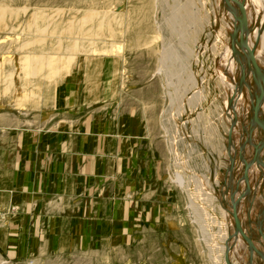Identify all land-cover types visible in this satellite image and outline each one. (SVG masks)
<instances>
[{
	"label": "rangeland",
	"instance_id": "374dc122",
	"mask_svg": "<svg viewBox=\"0 0 264 264\" xmlns=\"http://www.w3.org/2000/svg\"><path fill=\"white\" fill-rule=\"evenodd\" d=\"M78 1L6 0L16 8L27 7L15 21L22 29L37 7L80 10L92 1L97 10L115 14L107 18L115 36L98 39L114 41L116 46L114 51L98 42L102 46L92 52L73 53L70 71L40 81L43 98L32 105L28 100L18 102L21 96L13 99L1 92L6 71L13 72L14 84H23L22 60L27 50L38 54L40 48L20 49L17 44L28 38L21 30L1 31L0 135L7 141L11 135H16L15 141L18 136V140L50 136L66 143L72 138L82 164L87 165L91 156L97 175L83 180L88 185L80 218L82 232L98 237L94 264H226L227 240L234 233L231 198L236 200L245 187L244 164L235 175L247 153L242 157L239 150L241 138L249 135L245 125L253 84L248 80L264 76V57L254 45L250 27L249 49L254 46L259 53L254 54L257 66H247L248 86L242 85L241 95L235 97L233 124L228 103L242 66L231 46L232 0ZM250 1L244 0L237 14L245 27L252 19ZM54 36L49 33L47 38ZM62 38L66 43L69 36ZM88 75L98 96L88 89ZM262 144L261 139L257 145ZM262 151V162L254 161L247 171L249 190L241 202L246 205L237 206L242 230L257 225L264 204L258 192L264 171ZM258 236L256 226L251 238L258 241ZM231 241V264H249L244 239L239 237L234 245ZM252 256V264H264L257 255L254 259V252ZM1 263L54 261L15 260L0 251Z\"/></svg>",
	"mask_w": 264,
	"mask_h": 264
},
{
	"label": "crops",
	"instance_id": "0c3cea01",
	"mask_svg": "<svg viewBox=\"0 0 264 264\" xmlns=\"http://www.w3.org/2000/svg\"><path fill=\"white\" fill-rule=\"evenodd\" d=\"M86 77L93 91L92 75ZM14 138L0 135V251L21 261L94 264L98 237L82 232L80 218L83 180L97 175L91 156L82 164L72 138Z\"/></svg>",
	"mask_w": 264,
	"mask_h": 264
},
{
	"label": "bare ground",
	"instance_id": "6f19581e",
	"mask_svg": "<svg viewBox=\"0 0 264 264\" xmlns=\"http://www.w3.org/2000/svg\"><path fill=\"white\" fill-rule=\"evenodd\" d=\"M82 1L83 0L78 1L77 4L82 3ZM93 4L95 3H93L92 1L88 2L86 7L81 8L80 10L76 6L70 7L67 10H63L60 7H58L57 9L37 7V11L31 13L29 20L26 21V26L22 29L21 25L15 24V21L18 19L21 13H25L27 11V7L16 8L13 5H10V3L7 4L6 0H0V32H14L16 30H21L23 33H26L28 35V38H26L22 43H20V45L17 44L20 49L31 48L33 50V47L36 46L40 48L38 54L33 53L34 51L27 50V53L25 54L24 59L22 60V67L24 73L21 76V79L22 81H24L23 84H14L12 80V71L4 72L5 76L3 78V81L5 85L3 88V92H1V95H10V97H13V99H16L17 97L21 96L20 98H18V102H25L28 100L32 103V105H35L36 103H39V100L41 98V94H39V91L41 90L40 81H43L45 78H48L49 80H55L57 78L63 77L66 73H68L70 71L69 68H71L73 60H75V57H73L72 55L73 53H79L80 51L83 52V50L87 52H92L94 51V49L96 50L97 47H100L102 45L107 46L108 49H112L115 51L116 43L114 41L98 39L99 35L109 37L112 35L113 37L115 36V33L112 30L113 26L110 25L111 23L109 19H107L115 14H113V11L111 10H97ZM250 4L252 5L250 6L252 19L250 21L249 26H247L246 28L248 29L250 27L251 36L253 37L255 43L254 45L257 46L258 49L260 48L261 54L264 57V0H251ZM63 14L64 16L68 17L66 20L62 18ZM104 31L106 33H104ZM49 33H52L53 36H56H54L52 40H49V38H47V36H49ZM90 34H94L95 37H89L91 36ZM63 35L69 36L66 43L63 42ZM71 35L75 36L70 37ZM98 42H101L102 45L99 46ZM246 42L248 47H250L249 44L251 42L248 38V35L246 37ZM231 46L232 48H234V42ZM252 48H254V46ZM253 50L255 52V55L259 54L256 49ZM62 51H66V53L69 54L67 58H64V56L61 57L56 55L60 54V52ZM91 60L95 61L93 57H91ZM232 67L233 66H230L229 68L227 66V69H230L231 72H235L234 67ZM234 74L232 75L234 76ZM262 78L259 80H253L252 78H248V82L250 84L252 82L253 85L251 87L252 95L249 94L248 96L250 101L248 109H250L249 120L245 125L247 130L254 123L257 106L256 97L258 96L260 90H262L264 94V76ZM256 84H258L259 87H257ZM243 85L246 84L244 83ZM96 89L97 88L94 87V90L92 91L94 94L97 92ZM30 99H34V101ZM259 115H262V119H260L259 125L253 126V130L250 135L252 142H250V144H246L240 153L243 157L244 153L247 151L244 158L246 164H248L252 160L253 157L251 152L254 149L253 147L257 145V143H260L261 139L263 140V144L260 150L263 149L264 151V97L261 100L259 106ZM250 119L252 120V122H250ZM263 151L262 154L264 155ZM242 164L243 163L239 165L238 163L239 169L237 168V164H235L236 169H238V171H236L237 174L235 176L241 173V170L243 169ZM229 167V170H233L234 168L232 164H230ZM249 167L250 166H248V168ZM231 184L232 181H230V187ZM258 192L264 196V171L261 176ZM241 204L243 205V203ZM244 205L241 207H244ZM262 207L263 205H261L258 213L260 212ZM231 218V221H233V217ZM256 226H252V224H250V230H247L245 227V229H243L244 235L251 238ZM261 228L264 234V214L262 218ZM251 239L253 240V238ZM259 239L258 241L253 240V243L258 249L264 251V242L262 239ZM244 242H246V240H244ZM255 257L256 253H254V259Z\"/></svg>",
	"mask_w": 264,
	"mask_h": 264
},
{
	"label": "water",
	"instance_id": "95a60500",
	"mask_svg": "<svg viewBox=\"0 0 264 264\" xmlns=\"http://www.w3.org/2000/svg\"><path fill=\"white\" fill-rule=\"evenodd\" d=\"M234 3V6H232L230 8V13H229V22H230V30H231V36L233 38V42H234V48H235V54L238 57V60L240 61L241 64V69H240V78H239V83H238V87L235 89L234 94L232 95L228 105H229V111L231 110L232 112V122L233 124L235 123V121H237V116H236V108H235V102H236V98L239 97L241 95V90H242V85L245 83L246 80V70H248L247 66H249V69H251V65L252 67H256V61L254 58V50L249 49L247 42H246V37L249 33V30L241 23V21L239 20L240 18H238V12L242 10L243 6H244V0H232ZM238 19V21H237ZM249 61V62H247ZM247 63V64H246ZM263 79V78H262ZM257 87L258 84H256ZM236 97V98H235ZM264 94L262 92V90L259 91L258 96L256 97V101H257V106H256V112H255V118H254V125L252 124L249 128H248V136L245 137V140H243L241 138V146H240V150L242 151L243 149V143L244 142H248L251 141L250 140V135L252 133L253 130V126H257L260 124V118H259V106L261 103V100L263 99ZM234 104V105H233ZM237 123V122H236ZM245 129V128H244ZM245 133H246V129H245ZM231 136V135H230ZM230 140V139H229ZM255 155L253 157V159L246 164L245 161H243L244 164V181H245V187L244 190L240 193V195L237 197L236 200H234V196L231 198L232 200V217H233V222H234V233L228 238L227 240V248L225 251V260H226V264H231V261L229 259V251L231 249V246L228 245V243L231 241L232 244L234 245L235 242L238 240V238H243L244 240H246L247 242V247H248V251H249V264H252V253H256V255L258 256V258H260L261 260L264 261V251H261L260 249H258L254 243L253 240L250 237H247L246 235H244V232L242 230V224H241V220L239 219L238 216V210H237V206L239 204H241V202L243 201V199L246 197L247 193H248V185H247V181H248V166H250V164L256 160H259V152H260V146L255 145ZM262 162V161H260ZM263 214H264V204L262 207V210L259 212L258 214V223H257V233H258V237H261V239L264 242V234L262 231V218H263ZM257 237V238H258ZM232 245V246H233Z\"/></svg>",
	"mask_w": 264,
	"mask_h": 264
}]
</instances>
